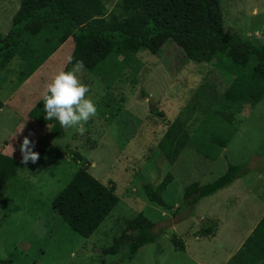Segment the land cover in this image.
I'll return each instance as SVG.
<instances>
[{
  "label": "rangeland",
  "instance_id": "374dc122",
  "mask_svg": "<svg viewBox=\"0 0 264 264\" xmlns=\"http://www.w3.org/2000/svg\"><path fill=\"white\" fill-rule=\"evenodd\" d=\"M101 1L104 18L126 16L121 0ZM219 4L225 33L264 45V0H219ZM17 7L18 0H0V36L8 31ZM22 46L18 42L12 53ZM71 50L68 38L35 71L16 55L8 62L0 58V153L19 159L24 137L36 141L34 151L40 160L46 143L59 153L44 166L21 164L0 192V217L4 204L12 210L0 225V259L9 258L10 264L112 263L117 258H104L102 252L128 220L142 213L153 223L168 220L171 226L156 243L141 246L128 264H225L264 219V95L254 106L223 103L220 94L228 82L215 63L193 64L167 40L156 54L141 51L125 66H119L122 57L116 55L91 72L78 73L80 82L90 88L86 98L93 100L97 113L83 135L74 127L64 128L65 136L54 140L49 127H38L28 113L63 70ZM207 95L212 112L204 116L201 103ZM176 118L184 121L190 140L178 159L167 164L157 144ZM222 126L227 130L233 126L235 133L215 156L217 146L210 145L209 138L226 140V132L217 133ZM75 154L86 161L93 178L114 185L118 198L86 239L72 232L50 206L81 166V161H73ZM227 163H245L251 170L201 199L193 217L174 224L171 212L179 206L183 188L191 182L213 181ZM166 173L172 176L162 194L168 210L148 202L142 193V185L155 186ZM205 220L215 225L208 240L199 235ZM172 238L180 240L181 252L173 250Z\"/></svg>",
  "mask_w": 264,
  "mask_h": 264
},
{
  "label": "trees",
  "instance_id": "16d2710c",
  "mask_svg": "<svg viewBox=\"0 0 264 264\" xmlns=\"http://www.w3.org/2000/svg\"><path fill=\"white\" fill-rule=\"evenodd\" d=\"M121 9L126 16L110 14L104 18L101 0H18L11 25L6 34L0 36V58L8 62L16 55L29 70L35 71L70 38L72 50L62 71H70L79 60L84 63V72H91L110 56H121L118 64L125 66L133 55L141 51L154 55L165 41L171 40L189 62L196 65L215 63L220 76L228 82L220 94L223 103L254 106L262 99L264 45L250 43L235 33H225L219 0H121ZM18 42L23 46L13 54ZM197 95L203 96L201 92ZM210 103L211 98L207 95L201 103L204 116L212 112ZM150 113L155 112L150 109ZM45 115L41 98L29 111V119L38 127L48 126L49 137L62 139L64 128L55 119L45 120ZM218 131L219 135L226 132V140L209 138L210 145L217 146L215 156L233 137L235 128L231 126L227 130L222 126ZM189 140L184 121L176 118L159 139L157 149L167 164H173ZM42 153L43 159L37 162L40 166L50 164L49 159L59 155L47 143ZM20 161L21 155L19 159H13L0 153V192L20 167ZM73 161H81V166L54 196L50 206L72 232L86 239L112 211L118 198L112 183L103 185L88 173V164L81 155L75 154ZM248 170L251 168L245 163H227L225 171L213 181L186 185L179 206L171 212L176 218L174 224L193 217L194 206L201 199L227 188ZM171 181L172 176L166 173L157 185H142L145 199L160 208L171 209L162 198ZM4 207L0 225L12 213L7 204ZM205 221L201 222L199 235L208 240L213 236L215 225ZM170 226L168 220L157 224L137 213L102 252L104 258L117 259L112 263L103 260L100 264H128L141 246L156 243L164 229ZM170 242L175 252L183 250L179 239L172 238ZM10 262L9 258L0 259V264ZM225 264H264V219L258 221L240 250Z\"/></svg>",
  "mask_w": 264,
  "mask_h": 264
},
{
  "label": "clouds",
  "instance_id": "9594fccd",
  "mask_svg": "<svg viewBox=\"0 0 264 264\" xmlns=\"http://www.w3.org/2000/svg\"><path fill=\"white\" fill-rule=\"evenodd\" d=\"M71 63V58L69 59ZM85 70L83 61H76L70 71H60L45 86L42 94L45 120H57L63 128H76L79 134L86 131L85 125L96 115L97 108L92 99L86 98L90 88L82 84L77 76ZM30 135H32L30 133ZM36 141L24 137L20 145L21 164H36L40 155L34 151ZM14 151V149H13Z\"/></svg>",
  "mask_w": 264,
  "mask_h": 264
},
{
  "label": "water",
  "instance_id": "95a60500",
  "mask_svg": "<svg viewBox=\"0 0 264 264\" xmlns=\"http://www.w3.org/2000/svg\"><path fill=\"white\" fill-rule=\"evenodd\" d=\"M149 104H150V107H152V101L151 100H149Z\"/></svg>",
  "mask_w": 264,
  "mask_h": 264
},
{
  "label": "crops",
  "instance_id": "0c3cea01",
  "mask_svg": "<svg viewBox=\"0 0 264 264\" xmlns=\"http://www.w3.org/2000/svg\"><path fill=\"white\" fill-rule=\"evenodd\" d=\"M214 195V194H213Z\"/></svg>",
  "mask_w": 264,
  "mask_h": 264
}]
</instances>
